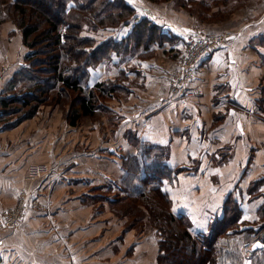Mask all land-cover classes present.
Masks as SVG:
<instances>
[{"label": "crops", "instance_id": "crops-1", "mask_svg": "<svg viewBox=\"0 0 264 264\" xmlns=\"http://www.w3.org/2000/svg\"><path fill=\"white\" fill-rule=\"evenodd\" d=\"M201 1H217L220 10L235 3ZM142 11L166 38L147 49L155 52L152 58L121 61L128 93L104 107L110 112L92 125L95 130L86 134L77 124H60L56 114L41 112L21 128H0V214L16 204L22 189L33 190L29 198L43 202L26 213L17 231L0 234V264H133L135 258L138 264H156L155 241L134 228L122 238L121 222L108 205L92 206V189L122 182L130 172L128 159L140 150L164 154L173 169L164 186L172 210L190 217L192 232L206 231L223 216L229 196L239 203L242 219L254 224L264 204V194L252 197L248 190L264 178V11L239 7L227 21L201 25L160 15L149 5ZM223 28L232 38L188 81L192 97L174 95L170 81L184 36ZM107 63L112 73L104 78H116L117 70ZM55 127L61 131L56 140L51 139ZM35 162L52 172L33 183L26 175ZM148 250L154 253L147 255L151 261Z\"/></svg>", "mask_w": 264, "mask_h": 264}, {"label": "trees", "instance_id": "trees-1", "mask_svg": "<svg viewBox=\"0 0 264 264\" xmlns=\"http://www.w3.org/2000/svg\"><path fill=\"white\" fill-rule=\"evenodd\" d=\"M202 2L208 6L206 1ZM35 11L40 17L34 18ZM135 12L136 8L127 0H50L49 3L47 0H0V24L13 20L21 29L24 43L32 49L26 54L30 66L22 64L0 96V128L16 124L15 119L21 114V119L31 118L42 104L53 98L57 101L67 98L69 91L78 96L69 114L71 125H76L81 116L94 115L97 107H105V100L128 93L124 70L119 79L108 78L92 85L90 67L98 66L110 56L130 57L132 50H147L152 43H161L166 38L161 28L144 17L123 39L110 38L101 43L82 31L117 28ZM41 40H46L45 47L42 51L35 50ZM91 43H95L92 51L86 50ZM40 51L46 59L37 58ZM147 153L140 150L128 159L130 172L122 188L127 199L139 200L149 212L150 225L160 240L158 264H169L174 251L180 248H186L187 255L183 254L179 260L175 258L176 264H264V204L257 211L254 224L248 225L242 219L239 203L229 196L223 216L215 217L206 231L195 235L187 216L172 210V198L164 187L166 180L173 178V169L164 161L163 153ZM263 185L264 178L252 181L249 194L263 195ZM247 241H261L263 246L252 255L244 256L243 244Z\"/></svg>", "mask_w": 264, "mask_h": 264}, {"label": "rangeland", "instance_id": "rangeland-1", "mask_svg": "<svg viewBox=\"0 0 264 264\" xmlns=\"http://www.w3.org/2000/svg\"><path fill=\"white\" fill-rule=\"evenodd\" d=\"M50 0H47L49 3ZM227 1V0H224ZM131 3L135 4L138 8V12L136 11L134 16L125 23H122L117 28H99L97 30H91L87 29L82 31L84 35H90L95 38V41L98 43H101L105 41L106 39H119L126 31L127 27H131L132 23L136 22L137 20H141L142 16L148 17L144 15L142 12L143 7L146 5H149V7H152L155 11H157L160 15H165L168 18L178 20L183 23H191V24H212V23H221L224 21L229 20L232 15L234 14L235 10L237 8H241L243 10H253L252 13L255 14V12L264 11V0H235V3L229 5L228 8H221L218 9L217 6L221 5V3L215 1L214 4L207 3L208 6L203 5L204 2L201 0H130ZM202 2V3H201ZM250 3V4H249ZM146 4V5H145ZM222 4H225L222 3ZM45 6V5H44ZM46 9H50L49 6H45ZM43 8V9H45ZM154 11V13H156ZM203 11L206 12V14H203ZM36 12V11H35ZM143 14V15H142ZM40 17L38 12H36V15L34 18ZM142 17V18H140ZM140 18V19H139ZM149 18V17H148ZM39 21V19L36 20V22ZM132 22V23H131ZM153 22V21H152ZM154 23V22H153ZM131 25V26H130ZM136 25V24H135ZM134 25V27H135ZM133 27V28H134ZM132 28V30H133ZM213 32V31H211ZM206 32V33H211ZM214 32H230V29H222L217 30ZM213 32V33H214ZM46 40H41L38 42V45L36 46L35 50H41L43 47H45ZM95 42V43H96ZM94 43V44H95ZM92 43L90 46H87L85 49L88 51H92V47L94 46ZM81 48V47H80ZM182 48V47H181ZM137 51L132 50L130 57L134 56L133 60H141L142 58H152L155 55V52L151 50H141L136 49ZM29 51H32L23 41L22 32L21 29L17 26V24L13 20H6L2 24H0V96L6 92V85L8 81L14 76V74L18 73V71L22 68V64L29 65L30 61L26 59V54H28ZM42 51V50H41ZM41 51L38 53L37 58L40 60L46 59V56H44ZM152 51V53H150ZM182 49L179 50V53L177 55V59L179 54L181 53ZM150 53V54H149ZM154 54V55H153ZM142 55V56H141ZM128 57L125 56H118L114 55L113 58L110 56V58H106V61L108 62L107 66L110 70L116 69L117 72V79L121 77L120 73L124 69H120V65L122 60H126ZM103 61L99 63L96 67H90V73L91 76L89 78V82L95 84L98 80H105V76L107 74V68L105 67ZM98 67V68H97ZM198 69V68H197ZM104 71V72H103ZM124 72V71H123ZM109 74L112 72L109 71ZM101 74V75H99ZM37 75L43 76V74L39 73ZM108 79V78H107ZM111 79V78H110ZM115 79V78H114ZM122 78L119 80L121 81ZM122 82V81H121ZM47 86H45L43 89H45ZM70 94L65 95L67 98H63L60 101L53 100L49 101L47 103L42 104L36 115L32 116L31 118L27 119H21L19 117H22L21 115H18V117L15 119L17 120L16 124H13L12 126H6L2 129H15V128H21L25 124L32 122L36 118V116H39V113L42 114L50 113V114H56L57 115V123L69 122V114L72 111V109L75 107L78 96L76 93L69 91ZM180 93L174 94L178 95ZM42 97H44L43 93L39 94ZM116 97L111 98L110 100H105L106 107H108L110 101H120V97H123L124 95L121 93L115 95ZM64 97V96H63ZM192 97V96H191ZM47 100H49L47 98ZM110 109L104 108V106L97 107V112L94 115L91 116H81L79 121L77 122V126L75 129L81 130V132H84L87 134L88 131L95 130L92 128V125L97 122L96 124H101V118L103 113H109ZM111 115H109L110 117ZM15 117V116H14ZM40 118V116H39ZM39 121V120H37ZM41 121V120H40ZM111 121V119H110ZM110 125V123H109ZM111 126V125H110ZM60 125L58 124V126ZM55 127L54 133H51V139L56 140L58 135H60L61 131L58 130ZM103 129V128H101ZM58 131V133H57ZM59 143V142H57ZM31 164H36L31 163ZM30 166V165H29ZM28 180V179H27ZM39 180V179H38ZM35 180V181H38ZM125 180V179H124ZM122 182H115L114 185H108L107 188H94L92 189V206L94 209L101 210L105 208V203L108 205V208L111 210V212L114 213V217L116 218L115 221L121 222L120 225H122V232L119 230V235L124 236V232L127 229L134 228L135 234L138 232H143L145 234V239L153 240L155 241V251L157 246V254H156V264H158V253H159V236L157 234L156 229H154L149 222V212L144 207V205L139 202V200H133V199H127L125 196L127 195L126 191L122 188L123 187V181ZM31 182L30 180H28ZM33 181V183L35 182ZM110 184V183H109ZM112 184V183H111ZM26 191H33L31 189H23ZM109 196V197H108ZM124 199H121L123 198ZM113 198V199H110ZM87 201V200H86ZM88 202V201H87ZM9 207H6L7 209ZM4 209V210H5ZM4 210L0 214V220L4 221L2 215ZM24 221V220H23ZM22 221L21 225L24 223ZM187 222L190 225V229L193 228V224L190 221V217L187 218ZM20 225V226H21ZM20 226L17 228L19 229ZM17 229H12L9 226H5V224L0 223V234H8L11 231H14ZM137 229V230H136ZM193 234L197 235L196 233ZM244 245V244H243ZM186 248H180L179 250L174 251L172 258L170 259L169 264H176L173 260L176 258L179 260L183 254L187 255V252L185 251ZM243 249V247H242ZM131 252V251H130ZM152 256L154 253H152L151 250H148L145 254V256ZM243 255L247 256L246 249L243 250ZM246 259V257H244ZM135 262L133 264H138L140 262V259L135 258ZM146 261H151L150 258H146ZM173 261V262H171ZM177 262V261H176ZM178 263V262H177ZM146 264H148L146 262Z\"/></svg>", "mask_w": 264, "mask_h": 264}, {"label": "built area", "instance_id": "built-area-1", "mask_svg": "<svg viewBox=\"0 0 264 264\" xmlns=\"http://www.w3.org/2000/svg\"><path fill=\"white\" fill-rule=\"evenodd\" d=\"M232 33L230 32H211V33H188L184 36L182 51L178 56V68L174 72V76L170 81L172 93L191 97L193 90L189 87L188 81L196 73L199 65L206 60L215 51L226 47ZM121 149L120 146L117 147ZM52 169L42 163L31 164L28 168L26 179L35 181L50 174ZM34 191L21 190L20 196L15 205L7 208L3 212L4 221L0 223L9 226L12 229H17L25 218L26 213L30 209H40L43 207V202L39 198L30 199L29 195ZM254 242L247 241L244 243V248L247 255H252V246Z\"/></svg>", "mask_w": 264, "mask_h": 264}, {"label": "water", "instance_id": "water-1", "mask_svg": "<svg viewBox=\"0 0 264 264\" xmlns=\"http://www.w3.org/2000/svg\"><path fill=\"white\" fill-rule=\"evenodd\" d=\"M262 246H263V244H262L261 241H256V242L254 243V245L252 246V250H253V251H256L257 249H259V248L262 247Z\"/></svg>", "mask_w": 264, "mask_h": 264}]
</instances>
